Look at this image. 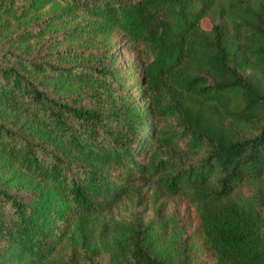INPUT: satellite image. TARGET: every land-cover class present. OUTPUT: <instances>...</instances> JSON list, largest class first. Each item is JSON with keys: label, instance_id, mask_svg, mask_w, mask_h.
I'll list each match as a JSON object with an SVG mask.
<instances>
[{"label": "trees", "instance_id": "trees-1", "mask_svg": "<svg viewBox=\"0 0 264 264\" xmlns=\"http://www.w3.org/2000/svg\"><path fill=\"white\" fill-rule=\"evenodd\" d=\"M50 28L140 62L82 92L87 73L33 56ZM144 186L190 206L174 252L156 212L112 215ZM105 257L264 264V0H0V264Z\"/></svg>", "mask_w": 264, "mask_h": 264}, {"label": "rangeland", "instance_id": "rangeland-1", "mask_svg": "<svg viewBox=\"0 0 264 264\" xmlns=\"http://www.w3.org/2000/svg\"><path fill=\"white\" fill-rule=\"evenodd\" d=\"M48 8L42 12L36 23H31L34 33H38L41 26L39 24L43 23L49 15V12H47ZM37 25L39 26L37 27ZM204 27L206 29L209 28V24L205 23ZM65 30L66 28L48 29L43 38L36 44L33 56L44 64L58 66L62 69L77 70L82 74L87 73L88 83L82 92H89L100 87L112 88L113 86L110 83L111 77H126L127 68L124 67L125 62L132 65L134 70L135 64L140 62L134 52L130 51L117 36H113L110 39L107 50L101 51L97 47H94V45H86L85 42L81 43L71 39L65 40V37H62L63 33H66ZM66 53H69L70 56L64 60L63 56ZM71 57L73 59H70ZM103 69L106 72L110 71V74H108L110 78L107 77L103 80V77L99 74ZM120 73L121 75L119 76ZM114 86L116 87L115 83ZM125 92L123 90V93ZM2 179L6 178L2 177ZM21 187L19 184L18 193L19 191L20 193L24 191L25 185L21 184ZM152 189L150 186H144L142 191H149V196L140 208H135L130 202H124L122 206L113 211L112 215L116 219H124L130 218L132 214L139 213L143 209L144 212L139 214L140 217L156 212L158 220L165 223L167 229V233L165 234L166 241L165 243L163 242L165 248L170 252H174L181 247L182 239L184 240L188 237V226L192 223L190 206L182 199L154 198L150 194V192L152 193ZM105 263H107V257L98 260V264ZM208 264L214 263L210 262Z\"/></svg>", "mask_w": 264, "mask_h": 264}]
</instances>
